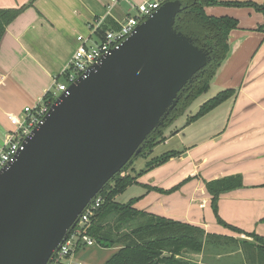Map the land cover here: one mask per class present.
<instances>
[{
    "label": "water",
    "instance_id": "1",
    "mask_svg": "<svg viewBox=\"0 0 264 264\" xmlns=\"http://www.w3.org/2000/svg\"><path fill=\"white\" fill-rule=\"evenodd\" d=\"M166 1L50 105L0 170V264H47L91 201L143 151L209 51L175 28Z\"/></svg>",
    "mask_w": 264,
    "mask_h": 264
},
{
    "label": "crops",
    "instance_id": "2",
    "mask_svg": "<svg viewBox=\"0 0 264 264\" xmlns=\"http://www.w3.org/2000/svg\"><path fill=\"white\" fill-rule=\"evenodd\" d=\"M29 1L0 0V9H21ZM154 1L160 0H35L25 8L0 40V149L12 130L8 115L21 116L25 107L55 92L53 82L60 79L78 46L76 37L89 35V22L103 19L107 30L115 31L126 17L135 15L131 7ZM225 1L243 6L205 7V12L238 22L229 34L228 56L211 82L221 90H235L222 104L231 105L230 112L223 123L192 133L187 143L171 150L181 151L180 156L139 177L135 186L142 192L129 200L138 199L134 208L139 211L219 236L220 240L210 239L216 243L208 245L209 252L218 255L217 246L231 244L222 250L229 257L242 255L244 239L216 223L204 181L240 175L243 188L219 196L218 215L228 225L264 237V32L257 30L264 25V15L250 6L264 0ZM185 179L189 181L171 194L143 187L167 191Z\"/></svg>",
    "mask_w": 264,
    "mask_h": 264
},
{
    "label": "trees",
    "instance_id": "3",
    "mask_svg": "<svg viewBox=\"0 0 264 264\" xmlns=\"http://www.w3.org/2000/svg\"><path fill=\"white\" fill-rule=\"evenodd\" d=\"M35 0H30L21 9H0V40L7 26L27 7L33 5ZM173 0H160L161 3ZM182 4V11L175 20V28L182 34L190 37L193 43L209 51L210 60L206 67L193 81L187 85L179 95V101L164 124L151 133L140 155H144L159 142L162 132L187 109L190 103L203 92H206L212 79L220 69L229 53V34L238 28L237 20L223 16L215 17L205 12V7L212 6H243L236 2L225 0H178ZM264 15L262 5H250ZM264 32V25L257 29ZM107 31L102 25L100 35ZM235 95V90L227 89L218 93L213 98L202 104L198 112L187 120L190 124L203 117ZM45 103L51 105L55 101L54 92H47L44 96ZM181 151H168L161 156L147 162L138 175L126 174L133 158L115 177L108 182L99 196L102 202L99 208L89 218L87 234L94 245L100 249H117L104 262V264H189L187 254H200L204 245L211 238L221 239L219 236L206 235L205 231L185 222L158 217L139 211L134 208L138 199H131L126 203L116 201L128 187L139 185L137 179L147 172L168 163L171 159L180 156ZM139 156V155H138ZM189 179H185L170 190L164 191L147 187V190L160 194H171L181 188ZM204 187L210 198V208L218 225L228 229L234 234L244 235L252 241H241L240 250L250 252V264H264V237L254 233H246L222 221L218 215L217 202L219 196L243 188L240 175L225 177L209 182L204 181ZM264 222V219L261 220ZM241 246L243 249H241ZM217 246L223 250L225 247Z\"/></svg>",
    "mask_w": 264,
    "mask_h": 264
},
{
    "label": "built area",
    "instance_id": "4",
    "mask_svg": "<svg viewBox=\"0 0 264 264\" xmlns=\"http://www.w3.org/2000/svg\"><path fill=\"white\" fill-rule=\"evenodd\" d=\"M112 3L115 0H111ZM161 5L160 1L144 2L136 7L134 16H128L119 25L118 30L104 31L100 35L103 19H95L87 24L89 35H78V46L74 50L67 67L60 79H55V98L58 93L65 92L69 85L78 78L85 77L89 70L98 64L111 50H117L129 38L135 28L147 17L151 16ZM111 7H109L110 9ZM50 105L44 99L35 106L25 107L21 116L8 115L12 130L5 135L3 147L0 149V170L7 168L15 160L23 143L30 138L32 131L43 124ZM102 198L97 195L84 209L75 227L67 238L54 250L47 264H84L78 261L77 253L85 248L93 247L94 242L87 234L90 216L99 208ZM203 207V205L201 206ZM77 262V263H76Z\"/></svg>",
    "mask_w": 264,
    "mask_h": 264
},
{
    "label": "rangeland",
    "instance_id": "5",
    "mask_svg": "<svg viewBox=\"0 0 264 264\" xmlns=\"http://www.w3.org/2000/svg\"><path fill=\"white\" fill-rule=\"evenodd\" d=\"M224 90L219 89L217 86H215L213 83H210V86L206 92H203L198 97H196L190 105L187 107V109L181 114L170 126L165 128L162 132L161 138H159V142L151 149V151L146 152L144 155H139L135 157L130 165V168L127 170L126 174L135 176L138 175L141 170L144 169L147 162L151 161L152 159L161 156L163 153L177 149L178 146H180V142L187 143L188 141L186 138L191 135L192 133H199L205 128H211L216 124L219 125L220 122L225 121V118L228 116L230 112V106L231 105H219L215 109L211 110L209 113L204 115L203 117L195 120L194 122L190 123L192 124L190 127V124H186L187 120L194 116L200 106L204 104L209 99L216 96L218 93L222 92ZM60 93H58L59 95ZM226 102V101H225ZM224 102V103H225ZM223 123V122H222ZM184 126V129L182 130V133L180 135H175L176 130H179ZM11 131V130H10ZM142 192L141 188L139 186H131L126 189V191L119 195L116 198V201L120 203L128 202L130 198L138 196ZM241 236V239H244V241L251 242L252 240L250 238L245 237L244 235H238ZM230 241V240H229ZM212 243H216L215 239L209 240L204 245V252L200 254H187L186 258L190 262L189 264H250V261L248 259V254H251L250 252H247V250L244 252V249L241 246L240 250L242 252V255H233V256H226V253L222 250L217 249L220 254L215 255V253H210V248H208V245L210 244V247H212ZM233 244V243H232ZM234 244H236L234 242ZM231 244L222 245L226 249L230 248ZM215 247V246H214ZM222 247V248H223ZM203 248V249H204ZM225 248L223 250H225ZM232 248V247H231ZM117 249H100L97 246L85 248L82 251L77 253V258L79 262H82L84 264H104L108 258L116 251ZM77 263V262H76Z\"/></svg>",
    "mask_w": 264,
    "mask_h": 264
}]
</instances>
